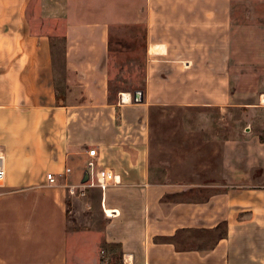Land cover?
Listing matches in <instances>:
<instances>
[{
  "label": "crops",
  "instance_id": "1",
  "mask_svg": "<svg viewBox=\"0 0 264 264\" xmlns=\"http://www.w3.org/2000/svg\"><path fill=\"white\" fill-rule=\"evenodd\" d=\"M73 10L80 13L70 0H0V151L7 168L0 186L7 185L0 188V264H264V140L256 135L239 142L244 153L229 178L236 188L182 199V185L151 172L144 130L150 99L129 103L123 97L129 91H122L111 100V21L75 19ZM60 35L65 48L59 53ZM157 45L169 52L167 43ZM60 58L67 75L62 89ZM196 102L195 90L184 103ZM90 108L94 133L80 140L75 122ZM131 113L142 117L131 120ZM86 143L97 148L95 158ZM71 160L81 168L77 175L73 167L63 174ZM91 160L93 173L111 169L116 181L105 190L71 193L69 185L83 183ZM44 170L57 181L50 183ZM96 208L101 218L89 219ZM191 233L202 234L201 245Z\"/></svg>",
  "mask_w": 264,
  "mask_h": 264
},
{
  "label": "rangeland",
  "instance_id": "2",
  "mask_svg": "<svg viewBox=\"0 0 264 264\" xmlns=\"http://www.w3.org/2000/svg\"><path fill=\"white\" fill-rule=\"evenodd\" d=\"M70 5L80 8V13L72 11L75 19L111 21V100L129 91V103L135 102L138 90L144 93L143 103L150 99L144 130L153 178L182 185V199L205 200L236 188L229 178L236 174L239 152L244 153L239 142L256 135L264 140V2L70 0ZM83 5L85 11H81ZM160 42L167 43L169 52L150 51ZM55 45L63 52L65 38L56 37ZM57 71V86L65 88L62 58ZM195 90L199 103H184ZM161 98H181L183 103H158ZM85 112L87 118L75 122L80 130L74 127L80 140L94 133V110ZM136 116L142 117L129 114L131 120ZM3 148L0 140V150ZM66 167H73L74 175L81 172L72 160ZM31 173L40 175L39 170ZM67 178L60 179L67 182ZM92 214L101 218L97 208L89 211V219ZM69 220L71 228L78 227L74 213ZM191 234L201 245L202 234Z\"/></svg>",
  "mask_w": 264,
  "mask_h": 264
},
{
  "label": "built area",
  "instance_id": "3",
  "mask_svg": "<svg viewBox=\"0 0 264 264\" xmlns=\"http://www.w3.org/2000/svg\"><path fill=\"white\" fill-rule=\"evenodd\" d=\"M88 155L92 158H95L98 155L97 148L92 147L88 151ZM94 162L91 160L88 163V168L91 171L90 178L87 182L81 183L79 185H69V189L71 193H77V189L80 188V194L85 195L86 189L88 187H100L103 190L108 188L112 182L116 181V174L114 171L108 168L98 169L95 173L94 170ZM72 172L71 167H66L63 174L67 175ZM7 178V168L4 154L0 151V186H3ZM47 179L50 183H55L57 181L56 176L53 173H49L47 175Z\"/></svg>",
  "mask_w": 264,
  "mask_h": 264
},
{
  "label": "bare ground",
  "instance_id": "4",
  "mask_svg": "<svg viewBox=\"0 0 264 264\" xmlns=\"http://www.w3.org/2000/svg\"><path fill=\"white\" fill-rule=\"evenodd\" d=\"M165 50H166V48L163 45H157L156 44V45H152L150 47V51L153 52V53L162 54V52H165ZM123 97H124L125 100H130L131 99L130 94H127V93H124ZM263 101H264V97H263ZM111 211L112 210H110V209L107 210L108 213H112Z\"/></svg>",
  "mask_w": 264,
  "mask_h": 264
},
{
  "label": "water",
  "instance_id": "5",
  "mask_svg": "<svg viewBox=\"0 0 264 264\" xmlns=\"http://www.w3.org/2000/svg\"><path fill=\"white\" fill-rule=\"evenodd\" d=\"M143 95H144V93H143L142 90L136 91L134 93L135 102H143V100H144V96ZM89 178H90V173H89V170H87L86 173H85V176L83 178V183L87 182L89 180Z\"/></svg>",
  "mask_w": 264,
  "mask_h": 264
},
{
  "label": "trees",
  "instance_id": "6",
  "mask_svg": "<svg viewBox=\"0 0 264 264\" xmlns=\"http://www.w3.org/2000/svg\"><path fill=\"white\" fill-rule=\"evenodd\" d=\"M171 197H175V195H174V196H171ZM219 227H221V225H219ZM218 235H219L218 237H221V238L225 237V235H226V230L221 231Z\"/></svg>",
  "mask_w": 264,
  "mask_h": 264
}]
</instances>
